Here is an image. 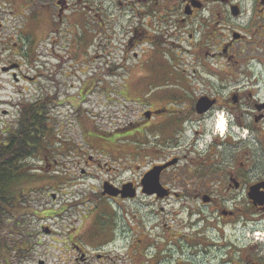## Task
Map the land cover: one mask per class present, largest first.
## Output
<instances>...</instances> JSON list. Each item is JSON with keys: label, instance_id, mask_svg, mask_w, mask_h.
I'll return each mask as SVG.
<instances>
[{"label": "flooded vegetation", "instance_id": "af4514ba", "mask_svg": "<svg viewBox=\"0 0 264 264\" xmlns=\"http://www.w3.org/2000/svg\"><path fill=\"white\" fill-rule=\"evenodd\" d=\"M39 1L28 0L27 6L26 0H0V29L8 22L9 6L25 22L26 9ZM51 1L59 19H66L71 39L89 43L82 53L97 39L107 50L118 42L125 58L134 54L129 72L140 64L150 66L148 59L162 55V46L166 51L172 46L178 56L172 89L171 84L155 85L156 75L148 74L152 85L147 101L161 99L157 106L149 102L146 127L157 137L155 148L150 139V149L161 152L162 159L139 180H105L100 191L114 201L145 196L153 200L150 205L174 199L188 208V223L182 222L172 235L164 231L156 239L145 231L131 234L126 254L132 264L139 250L146 263L264 264V0H45L39 8L50 9ZM4 44L0 90L7 91L10 72L16 82L27 76L23 63L10 61L8 41ZM75 55L80 58V51ZM113 56V51L108 53V58ZM89 82L83 86L93 85ZM8 97H0V107L9 105ZM222 121L223 133L218 129ZM200 139L204 141L197 150ZM163 210L157 205L156 215Z\"/></svg>", "mask_w": 264, "mask_h": 264}, {"label": "rangeland", "instance_id": "374dc122", "mask_svg": "<svg viewBox=\"0 0 264 264\" xmlns=\"http://www.w3.org/2000/svg\"><path fill=\"white\" fill-rule=\"evenodd\" d=\"M44 1L38 3L42 5ZM38 3L26 9L25 22L15 17L18 12L12 7L5 10L8 22L0 29V48L4 49L8 41L10 61L24 64L22 72L27 79L16 82L10 72L7 91L0 90V97L5 98L7 93L9 96V105L0 107V131L17 122L21 100L31 102L53 95L57 96V103L51 105L50 116L58 122L54 132L73 144L56 157L60 161L58 168L52 159L46 167L36 156L26 161L35 170L31 173V183L24 188L28 197L19 206L23 210L15 212L16 218L15 215L8 218L12 226H19L23 235L7 232V236L9 244L23 239L30 246H26L23 259H17L16 252L12 254L16 264H132L126 254L130 235L143 231L154 238L164 231L172 235L182 222L188 223V208L174 199L150 205L152 199L145 196L135 201H114L102 197L100 191L105 180L115 183L139 180L154 161L162 159L161 152L150 149V139L155 140V148L157 137L149 135L146 127L148 112L145 111L151 102L147 101L148 88L152 85L148 74L156 75L155 85L171 84L172 89L177 83L174 69L179 67L178 56L172 53V46L169 51L167 46H162L159 50L165 56L151 57L150 66L140 64L129 72L127 67H132L134 54L125 58L123 45L114 42L107 50L100 48L97 39L88 53H82L89 43L71 39L66 19H59L53 2L46 10L39 8ZM19 29H24L25 35L19 34ZM78 51L80 58L75 55ZM111 51L114 56L108 58ZM97 55L101 57L91 63ZM14 67L11 63V69ZM112 67L118 75L109 70ZM97 78L100 81L92 80ZM87 79L94 87L83 86ZM103 84L104 88L97 87ZM159 99L151 103L160 105ZM6 110L9 112L4 113ZM190 139L191 136L185 139L184 147H188ZM203 141L197 142V150ZM157 205L164 208L165 213L160 216L156 215ZM191 205L199 210L195 203ZM159 217L163 220L159 221ZM173 252L177 254L175 249ZM143 253L139 250L135 264H155L156 261L146 263ZM0 264L4 263L0 260Z\"/></svg>", "mask_w": 264, "mask_h": 264}, {"label": "trees", "instance_id": "16d2710c", "mask_svg": "<svg viewBox=\"0 0 264 264\" xmlns=\"http://www.w3.org/2000/svg\"><path fill=\"white\" fill-rule=\"evenodd\" d=\"M53 97L31 102L21 100L17 122L7 128L4 126L0 131V260L4 264H16L12 253H17V259H23L27 253L26 246H30L25 245L23 239L17 244H9L7 236V232L23 235L19 226H12L8 218L14 215L16 218L17 213L23 210L19 206L28 197L24 188L31 183V173L35 170L26 161L36 156L42 159L44 167L54 160L53 165L58 168L60 161L56 157L73 144L72 140L66 142L64 137L59 138V133L54 132L58 122L50 116Z\"/></svg>", "mask_w": 264, "mask_h": 264}, {"label": "bare ground", "instance_id": "6f19581e", "mask_svg": "<svg viewBox=\"0 0 264 264\" xmlns=\"http://www.w3.org/2000/svg\"><path fill=\"white\" fill-rule=\"evenodd\" d=\"M218 129L222 133L225 132V122L224 121H222V122L219 123Z\"/></svg>", "mask_w": 264, "mask_h": 264}, {"label": "water", "instance_id": "95a60500", "mask_svg": "<svg viewBox=\"0 0 264 264\" xmlns=\"http://www.w3.org/2000/svg\"><path fill=\"white\" fill-rule=\"evenodd\" d=\"M160 171V170H159Z\"/></svg>", "mask_w": 264, "mask_h": 264}]
</instances>
